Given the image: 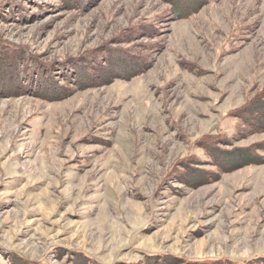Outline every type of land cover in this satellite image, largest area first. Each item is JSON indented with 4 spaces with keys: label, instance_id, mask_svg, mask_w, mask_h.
Instances as JSON below:
<instances>
[{
    "label": "rangeland",
    "instance_id": "374dc122",
    "mask_svg": "<svg viewBox=\"0 0 264 264\" xmlns=\"http://www.w3.org/2000/svg\"><path fill=\"white\" fill-rule=\"evenodd\" d=\"M75 5L0 0V34L31 56L62 59L150 21L152 62L56 99L29 87L0 95V264L12 252L47 264H72L76 252L101 264L144 252L264 253V162L198 185L169 173L188 154L214 167L195 144L206 132H225L232 145L264 139L241 136L227 114L264 85V0H210L182 18L160 0Z\"/></svg>",
    "mask_w": 264,
    "mask_h": 264
},
{
    "label": "trees",
    "instance_id": "16d2710c",
    "mask_svg": "<svg viewBox=\"0 0 264 264\" xmlns=\"http://www.w3.org/2000/svg\"><path fill=\"white\" fill-rule=\"evenodd\" d=\"M61 1L68 6L76 7L78 5L75 4L81 0ZM160 1L166 4L165 14L171 18H182L196 12L210 0ZM154 30L152 22H141L127 28L119 35L116 34L111 43L100 44L62 59H41L35 54L31 56L26 53L25 45L15 43L0 34V95L23 93L29 87L33 94L56 99L68 95L74 88L107 84L118 77L129 79L151 65L150 54L157 44L152 37ZM141 35L145 38L142 39ZM56 64H59L57 68H62L63 72H56ZM181 65L190 70L200 69L188 60L181 61ZM227 114L239 119L237 129L241 136L263 132L264 85L256 88L239 105L227 110ZM232 143V139L228 138L225 132L216 134L206 132L195 139V144L203 149L214 167L199 166L196 155L188 154L174 160L169 173L173 179L180 182L198 185L218 178L221 172L238 166L264 162V139L244 145H232ZM169 182L167 184L172 186ZM7 256H10V264H47L16 252ZM70 262L101 264L94 258L89 259L83 252L71 255ZM121 264H264V253H254L244 258L233 256L190 258L169 251L144 252L141 258Z\"/></svg>",
    "mask_w": 264,
    "mask_h": 264
}]
</instances>
